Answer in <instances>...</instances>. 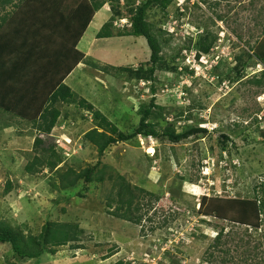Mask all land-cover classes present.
I'll return each instance as SVG.
<instances>
[{
    "label": "rangeland",
    "instance_id": "rangeland-1",
    "mask_svg": "<svg viewBox=\"0 0 264 264\" xmlns=\"http://www.w3.org/2000/svg\"><path fill=\"white\" fill-rule=\"evenodd\" d=\"M47 1L31 0L22 23L46 27L29 51L40 55L30 69L35 79L39 77L40 91L45 86V61L52 50L61 48V35L67 30L51 7L41 11L40 4ZM119 1L125 15L126 0ZM112 19L111 7L105 4L76 45L84 59L64 84L77 100H85L119 130L130 133L139 121V109L154 98L164 109L161 113L170 115L160 130L169 125L176 134L189 128L207 133L178 144L161 136L136 138L111 145L99 156L85 136L93 129L91 114L63 105L50 135L42 137V147L54 146L60 163L50 170L34 164V122L0 109V229L9 228L24 238L37 237L47 224L77 232L66 246L48 247L54 253L43 255L39 263L16 261L10 244L0 243V264H264V222L257 229L238 226L231 222L234 207L228 204L252 199L253 188L264 183V77L254 74L261 67L252 56L245 64L247 48L264 36V0H173L166 11L150 10L147 22L154 35L160 34L161 55L169 68L155 73L154 95L138 79L149 61L144 39L96 38L105 24L114 35L128 31L127 20ZM14 26L21 28L20 24L9 29ZM41 35L50 45L37 49ZM204 35L217 46L208 56H200L195 47ZM3 38L0 43L8 42ZM186 67L189 72H181ZM123 68L140 70L139 77ZM254 79L262 84L252 85ZM32 108L26 105L25 113H35ZM186 108L191 112L188 120V112L181 118L172 116ZM28 165L34 172H26ZM92 168L91 182L86 183L83 174ZM120 190L123 199L133 198L126 216L143 215L141 225L112 215L116 205L109 201L118 198ZM212 199L222 201L230 218L205 215L219 204Z\"/></svg>",
    "mask_w": 264,
    "mask_h": 264
},
{
    "label": "trees",
    "instance_id": "trees-1",
    "mask_svg": "<svg viewBox=\"0 0 264 264\" xmlns=\"http://www.w3.org/2000/svg\"><path fill=\"white\" fill-rule=\"evenodd\" d=\"M49 1L50 2L47 1L46 4H40V7H42L41 11L43 10L46 12L47 8L51 7L52 15L58 17L57 20L63 22L64 28H67V30L60 38L63 46L61 45V48L58 50H52V56H49V59L47 58L46 61V57L42 56V60L46 62L47 68L45 71L43 70L41 74V79L43 81L45 80V86L43 90L40 91L38 87L39 77L35 79V75L30 72L31 67L35 65L34 62L38 61L40 55H38L37 58V55L35 56L33 53H29V51L34 50L32 43L36 42V38L38 37L37 34L42 31L43 25L30 24L28 26L26 23L22 25V23L27 20L26 17H23V11L26 7L31 5V0H0V41L4 40L3 37L8 38V42L4 44L0 43V109L6 113H12L20 118L30 119L34 122V129L38 134V137H36L33 142V153L36 154L34 164L37 167L40 166L53 170L60 164L54 152V146H48L47 148L42 147L44 143L42 137L47 139L50 135L53 127L61 117L60 106L63 105H75L85 109L91 114L94 124L93 129L85 136L91 144L96 146L99 156L111 145H115L119 142H131L136 138L159 139L161 136L162 138H166L171 144H178L192 136L207 133L204 129L189 128L181 134H176L174 127H170L169 125H166L163 130H160L163 127V120L170 115H163V113H161L164 109L154 104V98L150 100L148 105L142 106L137 112L139 121L134 127L133 132L124 133L104 115L96 111L91 104L82 99L78 101L77 95L64 84L65 79L84 59L83 55L75 50L77 43L87 30L94 14L102 9L105 4H109L113 14L112 22L116 19L117 21L127 20L129 29L128 31L118 32L114 35L109 31L108 27H110V24H105L106 26L104 25L96 38L100 40L112 37L144 39L149 49L148 67L146 69L142 68L143 72H141V77L138 76L140 70L133 71L132 69L124 68L123 70H128L130 75L133 74V76L143 80L145 85L148 84L149 93L154 95L156 92L154 86L156 82L155 73L157 71L163 72L169 70V68L166 66L165 60L161 55L162 47L158 38L160 34H158V36L154 35L151 24L147 22V16L149 11L155 8L166 11L173 0H126L122 4L126 9L125 15H121L119 11L118 6L121 4L119 0ZM195 5L194 3L192 6L194 7ZM177 13L180 16L183 14V12L179 13V10ZM45 18L43 20H45ZM74 23L75 25L78 24L79 27L76 28L73 26ZM20 24L21 28H16L15 30L16 26H14L13 29H9L13 25ZM44 27L45 26H43V28ZM75 34L77 35L73 42L72 39ZM208 36L209 35L198 37L195 47L200 56H202V54L207 56L210 55L217 47L215 39H207ZM40 40L42 44L41 42H39V44L37 42L36 45L39 46L37 49L43 48L45 44L50 45L46 42L44 44L43 40L45 41V37L42 36ZM51 40H53V38L48 41ZM247 46L248 44H246V48ZM247 51V58L249 60L248 62L245 61V64L248 65L253 57L257 64L263 66L261 76L264 77V36L255 47H248ZM197 63L203 64V62L199 61ZM241 65L243 66L244 64ZM130 70L132 72H130ZM182 71L189 72L187 67L182 69L181 72ZM241 78H243V76L240 77L239 80ZM251 84L259 87L262 83L259 79H254ZM26 105L34 107L35 109H32L36 110V112L33 114L25 113L24 108ZM186 112L189 113L185 115L188 120L191 112L190 109L187 108L186 111L175 113L172 116L174 118H181ZM221 139L223 142H228L229 140L226 135H221ZM32 168L33 165H28L26 167V172H34ZM92 171L93 168L84 172L83 177L86 183L91 182L90 175ZM7 188L6 192H9V185ZM124 191L128 194L127 188H124ZM253 193L252 199L243 198L228 202L229 205L234 207V217L231 219L232 221H230L238 226L246 227L247 229L248 227L257 229L261 227V224L264 222V183L255 186L253 188ZM121 194V190L117 191L118 198L109 201L116 205V211L112 212V215L135 225H141L143 215L135 219L126 216V214L130 212L133 198L129 197L125 200L121 197ZM212 201L214 203L219 202V204H213L209 210L205 211V215L214 216L222 220L230 218L226 213V209L223 208L222 201H218L217 199H212ZM123 205L126 207H123ZM111 206L112 205L108 204V207ZM232 206L230 207L232 208ZM227 209H229V206ZM134 210L138 212L139 207H135ZM76 235L77 232L75 228L73 230L65 226L52 228L47 224L37 237L29 236L24 238L11 229L3 227L0 229V243L10 244L16 261L33 260L39 263L38 260L43 255L51 252L54 253V251H50L48 247H64L75 241ZM221 237L222 231H219L216 236V241L219 242ZM215 245L218 246L219 243Z\"/></svg>",
    "mask_w": 264,
    "mask_h": 264
},
{
    "label": "crops",
    "instance_id": "crops-1",
    "mask_svg": "<svg viewBox=\"0 0 264 264\" xmlns=\"http://www.w3.org/2000/svg\"><path fill=\"white\" fill-rule=\"evenodd\" d=\"M260 67H261V69L263 68V66H262V65H260ZM257 73H260V72H258V71L254 72V74H257Z\"/></svg>",
    "mask_w": 264,
    "mask_h": 264
},
{
    "label": "bare ground",
    "instance_id": "bare-ground-1",
    "mask_svg": "<svg viewBox=\"0 0 264 264\" xmlns=\"http://www.w3.org/2000/svg\"><path fill=\"white\" fill-rule=\"evenodd\" d=\"M263 71V69H261V71H258V72H262Z\"/></svg>",
    "mask_w": 264,
    "mask_h": 264
}]
</instances>
